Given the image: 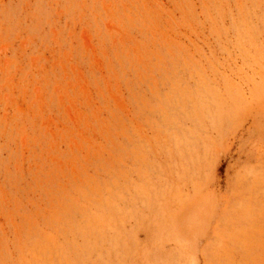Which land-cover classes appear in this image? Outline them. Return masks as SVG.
<instances>
[{"label": "rangeland", "instance_id": "1", "mask_svg": "<svg viewBox=\"0 0 264 264\" xmlns=\"http://www.w3.org/2000/svg\"><path fill=\"white\" fill-rule=\"evenodd\" d=\"M0 264H264V0H0Z\"/></svg>", "mask_w": 264, "mask_h": 264}]
</instances>
